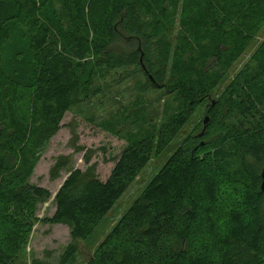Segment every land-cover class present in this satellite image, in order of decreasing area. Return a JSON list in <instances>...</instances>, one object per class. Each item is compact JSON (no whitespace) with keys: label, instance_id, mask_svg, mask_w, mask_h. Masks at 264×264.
<instances>
[{"label":"trees","instance_id":"16d2710c","mask_svg":"<svg viewBox=\"0 0 264 264\" xmlns=\"http://www.w3.org/2000/svg\"><path fill=\"white\" fill-rule=\"evenodd\" d=\"M263 25L264 0H0V264H15L41 222L38 208L52 194L31 178L74 110L126 146L105 180L94 165L76 169L71 157L51 167L52 180L68 175L55 214L42 221L70 227L59 264H78L77 241L88 240L168 150L84 264H264V41L209 101ZM176 26V37L166 36ZM20 36L30 54L27 81L3 58ZM122 42L129 52L116 46ZM139 67L149 86L133 85L139 99L110 119L97 114L101 79L134 80ZM146 90L157 102L169 98L162 109L147 110ZM113 95L116 102L121 93ZM202 110L205 131L180 141Z\"/></svg>","mask_w":264,"mask_h":264},{"label":"rangeland","instance_id":"374dc122","mask_svg":"<svg viewBox=\"0 0 264 264\" xmlns=\"http://www.w3.org/2000/svg\"><path fill=\"white\" fill-rule=\"evenodd\" d=\"M177 26L166 36L175 38L178 34ZM264 41V25L253 34L252 42L246 53L235 64L230 71L225 83L215 90L209 101L217 100L225 87L234 79L236 74L248 61L251 55L258 48L260 43ZM119 45L125 52H129L131 47L122 42ZM3 58L7 68L11 72H17L18 76L24 80H28V71L30 65V54L25 38L15 37L12 39L3 50ZM141 68H138L137 77L127 81H120L118 76H107L101 79L102 86L105 89V97L103 99L104 108L97 114H103L105 119H110L114 114L118 113L121 105L128 106L131 102L138 100L140 89L133 85L139 82L146 85V80H141ZM99 80L96 81L98 84ZM108 87V85H112ZM129 86L132 89H127ZM138 86V85H137ZM120 92L121 95L116 97L114 101V93ZM144 101L148 102L147 110L162 109L169 98H163L164 102H157L159 94L155 91L146 90ZM205 114L203 110L196 114L193 119L192 126L187 129L181 138L182 141L187 134H200L204 129ZM160 118H156L154 123H157ZM160 125V123H158ZM100 126L93 122H89L83 117L76 114V110L66 113L59 131L51 138L47 149L38 163L34 175L31 178V183L47 189L51 192V200L41 205L37 211V217L41 220L38 222L30 235L27 248L17 257L15 264H33L34 260H39L46 264H59L60 257L64 253L65 248L71 243L70 227L66 224H49L42 221L46 218H51L55 214L56 205L54 203L55 195L67 178V172L63 171L61 176L52 180L50 169L54 165L55 160L60 156L71 157L76 169L86 170L94 165L96 172L102 180H105L111 173L114 167L112 158H116L126 142L123 139L113 136L110 133L104 132ZM180 141L176 142V147ZM173 148V145L171 146ZM174 153V150H168L160 157H155L150 164L144 169L136 181L128 189L124 197L118 201L114 209L107 215L99 228L88 240L77 241L79 249L78 264H84L89 261L95 249L100 245L105 236L109 233L112 226L121 218L122 215L133 205L135 200L140 196L143 188L147 183L152 181L156 174L164 167L169 157Z\"/></svg>","mask_w":264,"mask_h":264},{"label":"water","instance_id":"95a60500","mask_svg":"<svg viewBox=\"0 0 264 264\" xmlns=\"http://www.w3.org/2000/svg\"><path fill=\"white\" fill-rule=\"evenodd\" d=\"M153 82L155 83V84H157L154 80H153ZM209 123V118L207 117L206 119H205V121H204V125L205 126H207V124ZM204 131H205V129H204ZM203 131V132H204ZM68 177V176H67ZM67 179V178H66ZM66 179L64 180V182L66 181ZM261 190H262V192H264V166H263V170H262V183H261ZM57 194H58V192L56 193V195H55V197L57 196Z\"/></svg>","mask_w":264,"mask_h":264}]
</instances>
